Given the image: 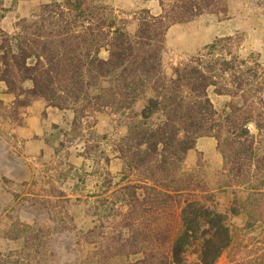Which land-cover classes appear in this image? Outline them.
I'll use <instances>...</instances> for the list:
<instances>
[{"label":"rangeland","instance_id":"1","mask_svg":"<svg viewBox=\"0 0 264 264\" xmlns=\"http://www.w3.org/2000/svg\"><path fill=\"white\" fill-rule=\"evenodd\" d=\"M53 1L63 0H0V26L14 33L21 19L35 18L44 3ZM104 1L128 21L127 28L134 33L140 9L159 15L175 0ZM226 1V14L204 12L169 26L162 54L168 77L176 65L203 53L215 38L228 35H242L233 51L244 58L258 53L264 66V0ZM209 93L224 113L230 96L217 95L213 88ZM14 98L0 81V264H132L143 258V251H115L131 234L125 219L131 204L121 188L141 182L175 194V185L144 179L138 171L123 173L120 146L125 144L129 122L148 113L146 99L118 113L88 112L75 129L72 108L48 105L43 98L14 108ZM250 136L253 146L263 153L264 131L254 122L245 125L240 140L249 143ZM243 171L255 176L256 167L253 164L250 169L249 164ZM233 174L218 139L198 138L180 168L179 176L185 180L181 198L167 196L139 219L136 213L140 238L145 243L151 240L147 249L153 248L160 260L167 256L170 264H176L172 247L181 230L182 204L197 199L223 214L233 234L231 245L215 264H250V260L262 259L264 222L257 217L264 210V188H253L255 177L251 183L250 179L236 183ZM138 192L144 197L143 188ZM181 256L180 264H202L195 245H187Z\"/></svg>","mask_w":264,"mask_h":264},{"label":"trees","instance_id":"2","mask_svg":"<svg viewBox=\"0 0 264 264\" xmlns=\"http://www.w3.org/2000/svg\"><path fill=\"white\" fill-rule=\"evenodd\" d=\"M227 11L226 0H175L159 15L140 9L131 33L128 21L104 0H63L44 3L35 18L21 19L14 33L0 26V81L14 95V108L43 98L48 105L72 108L76 129L88 112L118 113L146 99L148 113L129 122L125 144L120 146L123 173L138 171L144 179L175 185V194L141 182L122 186L131 204L125 218L131 234L115 251H143L144 257L132 264H170L167 256L160 260L153 248L147 249L151 240L145 243L140 238L135 217L136 213L138 219L145 216L146 209L158 207L167 196L181 198L185 180L179 176L180 168L198 138L218 139L236 183L248 179L251 183L255 177L253 188H264V152L253 146L251 136L249 143L240 140L249 122L264 131V66L259 54L241 57L233 48L242 35H228L215 38L203 53L176 65L172 76L163 70L170 25L191 21L204 12ZM103 49L107 55L101 54ZM210 88L217 95L230 96L224 113L213 102ZM249 164L250 169L255 165V176L243 171ZM258 214L257 219L264 222V210ZM232 241L223 214L200 200H185L181 230L172 247L176 264L182 262L187 245L197 247L202 264H215ZM250 264H264V257Z\"/></svg>","mask_w":264,"mask_h":264}]
</instances>
